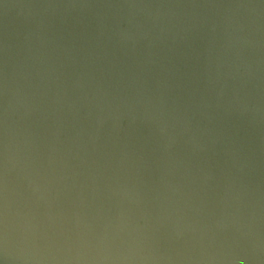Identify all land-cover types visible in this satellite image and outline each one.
<instances>
[{
	"label": "water",
	"instance_id": "95a60500",
	"mask_svg": "<svg viewBox=\"0 0 264 264\" xmlns=\"http://www.w3.org/2000/svg\"><path fill=\"white\" fill-rule=\"evenodd\" d=\"M0 264H264V0H0Z\"/></svg>",
	"mask_w": 264,
	"mask_h": 264
}]
</instances>
